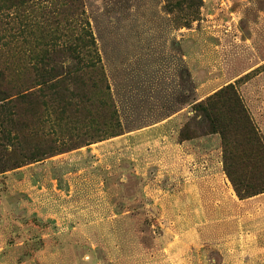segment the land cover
I'll use <instances>...</instances> for the list:
<instances>
[{
  "label": "rangeland",
  "instance_id": "obj_1",
  "mask_svg": "<svg viewBox=\"0 0 264 264\" xmlns=\"http://www.w3.org/2000/svg\"><path fill=\"white\" fill-rule=\"evenodd\" d=\"M81 4L119 135L89 107L93 126L59 137L105 139L0 168V264H264V192L236 196L220 136L194 111L234 83L264 139V0ZM19 39L0 43L13 80L30 61Z\"/></svg>",
  "mask_w": 264,
  "mask_h": 264
},
{
  "label": "trees",
  "instance_id": "obj_2",
  "mask_svg": "<svg viewBox=\"0 0 264 264\" xmlns=\"http://www.w3.org/2000/svg\"><path fill=\"white\" fill-rule=\"evenodd\" d=\"M81 7V0H0V43L8 48L20 36L19 58L30 60L16 69V80L7 67L0 68V150L5 159L1 169L64 152L70 147L65 143H73V149L105 139V135L59 137L69 123L91 128L97 119L89 107L107 109L102 119L109 117L111 131L106 135H119L110 88ZM42 13L48 17L39 18ZM16 21L19 35L11 31ZM194 111L205 124L203 134L220 136L223 170L236 196L263 193L264 139L234 83L197 102ZM29 138L37 143L32 149L21 144L29 143Z\"/></svg>",
  "mask_w": 264,
  "mask_h": 264
}]
</instances>
